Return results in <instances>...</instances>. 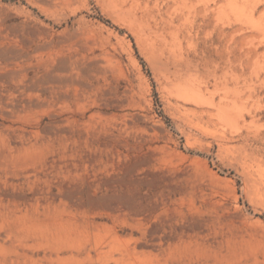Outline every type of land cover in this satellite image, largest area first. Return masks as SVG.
Masks as SVG:
<instances>
[{
    "label": "rangeland",
    "instance_id": "1",
    "mask_svg": "<svg viewBox=\"0 0 264 264\" xmlns=\"http://www.w3.org/2000/svg\"><path fill=\"white\" fill-rule=\"evenodd\" d=\"M75 56L96 85L80 109L108 117L87 140L55 133L53 122L73 114L51 97L61 80L29 89L45 63ZM31 98L39 103L0 115L38 143L14 161L0 145L10 217L37 228L64 217L129 237L142 204L221 226L238 209L231 235L257 237L249 254L264 262V0H0V99ZM113 114L127 116L128 131L114 129ZM7 228L0 255H56L51 236Z\"/></svg>",
    "mask_w": 264,
    "mask_h": 264
},
{
    "label": "bare ground",
    "instance_id": "2",
    "mask_svg": "<svg viewBox=\"0 0 264 264\" xmlns=\"http://www.w3.org/2000/svg\"><path fill=\"white\" fill-rule=\"evenodd\" d=\"M155 32L159 31L155 30ZM47 65L48 63H45V71L40 77L31 79L32 86H29V89H33L36 85L42 86L55 78L61 80L57 86L66 88L59 93L61 97L63 94V98H59L55 86L50 89L51 97L73 114L53 122L55 133L61 135L62 132L70 134L78 132L81 139H89L93 135L94 124L108 118L100 108L90 115H86L85 111L80 109L81 102L84 100L82 96L96 88L92 82L93 67L79 56L71 58L67 63L62 62L58 68L49 69ZM60 71H68L65 78L60 77L61 75L58 74ZM80 73H82V77H80ZM24 91H26L25 88ZM38 103V99L32 98L23 101L0 99V115L4 118L13 117L16 113ZM73 104L76 105V109L72 108ZM113 117L115 118L114 129L119 134L129 130V122L125 114H113ZM120 117L122 120L119 121ZM75 125L76 127H74ZM17 141H20L19 147L13 145V142L18 143ZM0 142L3 148V157L6 160L11 158L10 161L35 151V147L38 145L37 139L27 138L12 126L2 123L0 125ZM6 191L7 189L0 185V216L4 218V223L0 226V235L4 234L7 239L11 238L13 232L11 228H7V224H9L23 237V233L29 236H51L56 245L51 252L56 255H45L38 259L33 255H0V264H121L122 261L128 259L132 264L264 263L255 255L249 254L252 251V246L262 245L257 237L249 235L245 239L236 240L231 235L229 226L237 224L238 209L228 212L225 217L229 221V225L221 226L215 218L204 219L200 216H191L186 220L177 208L165 211L164 208L156 204L153 207L142 204L134 209L136 217L133 220L136 222L132 226L130 236L123 237L115 226L99 229L88 223L85 228L81 229L79 226L71 224L70 219L64 217L60 221H51L43 228H37L39 223L33 222V219H31L33 223L27 225L25 223L26 216L20 214L10 217L11 212H4ZM166 212L168 217L164 218L163 214ZM150 218L155 219L151 225L137 226ZM35 224L38 225L32 227ZM136 232H139L137 237L135 236ZM60 243H65V245L61 246ZM62 252H67V255H61Z\"/></svg>",
    "mask_w": 264,
    "mask_h": 264
}]
</instances>
